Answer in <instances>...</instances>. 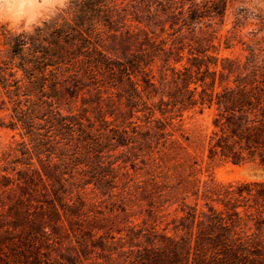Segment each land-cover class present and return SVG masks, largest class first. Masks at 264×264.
<instances>
[{
  "label": "trees",
  "instance_id": "trees-1",
  "mask_svg": "<svg viewBox=\"0 0 264 264\" xmlns=\"http://www.w3.org/2000/svg\"><path fill=\"white\" fill-rule=\"evenodd\" d=\"M238 2L68 0L0 26V264H264V182L202 179L203 156L264 169V45H215Z\"/></svg>",
  "mask_w": 264,
  "mask_h": 264
},
{
  "label": "rangeland",
  "instance_id": "rangeland-1",
  "mask_svg": "<svg viewBox=\"0 0 264 264\" xmlns=\"http://www.w3.org/2000/svg\"><path fill=\"white\" fill-rule=\"evenodd\" d=\"M68 0H0V26H5L12 31L29 29L32 25L51 16L60 9ZM246 11V20L233 28L234 8ZM229 31V32H228ZM232 38V48L225 49L226 38ZM215 45L219 47V57H239L242 59L247 53L243 45H264V0H240L227 12L224 26L217 34ZM0 113V118L3 116ZM209 127V117L193 115L185 121L184 128L192 139L200 131L204 134ZM11 133L0 129V143L5 144L10 140ZM201 152L197 151V155ZM204 158V166L208 172L204 173L205 180L210 175L217 183L231 182H264V169L253 164L232 165L230 163L209 162Z\"/></svg>",
  "mask_w": 264,
  "mask_h": 264
}]
</instances>
